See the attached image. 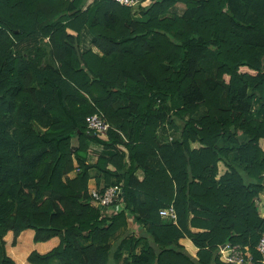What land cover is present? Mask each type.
Returning a JSON list of instances; mask_svg holds the SVG:
<instances>
[{
    "label": "trees",
    "instance_id": "trees-1",
    "mask_svg": "<svg viewBox=\"0 0 264 264\" xmlns=\"http://www.w3.org/2000/svg\"><path fill=\"white\" fill-rule=\"evenodd\" d=\"M136 9L0 0V264H227L226 245L264 264V0ZM84 29L101 56L82 52ZM96 113L107 139L87 133ZM92 169L123 189L112 215Z\"/></svg>",
    "mask_w": 264,
    "mask_h": 264
},
{
    "label": "built area",
    "instance_id": "built-area-1",
    "mask_svg": "<svg viewBox=\"0 0 264 264\" xmlns=\"http://www.w3.org/2000/svg\"><path fill=\"white\" fill-rule=\"evenodd\" d=\"M151 1L152 0H115L116 3L125 7L134 8L135 10L138 6L145 7L147 3H150ZM86 120L88 134L98 136L100 138L107 137L108 132L111 129V125L107 122L103 114H93L87 117ZM102 190L103 189L93 190L91 192L93 203L100 207L105 214H110L112 213L110 209L113 208L116 203L121 201L123 189L120 185L116 184L106 188L104 191ZM161 216L168 218L174 223L178 220L177 212L174 207L162 210ZM247 249L248 248H244L241 245H226L224 248H221L223 256L222 259L227 264H255L253 255L247 253ZM257 251L264 255V234L259 242Z\"/></svg>",
    "mask_w": 264,
    "mask_h": 264
},
{
    "label": "crops",
    "instance_id": "crops-1",
    "mask_svg": "<svg viewBox=\"0 0 264 264\" xmlns=\"http://www.w3.org/2000/svg\"><path fill=\"white\" fill-rule=\"evenodd\" d=\"M152 1H153V0H152ZM152 1H151L150 3H147V5H146L145 7H142V8H146V7L150 6V4H152ZM185 11H186V5L183 4V3H178V4L175 5V6L172 8V10H171L172 13H175V14H177V15H179V16H183L184 13H185ZM135 12H136V14H135V18L138 19V20H142L143 18H142V15L140 14V12H138L137 9L135 10ZM44 40H45V39H44ZM25 44H28V43H24V44H23L24 47H25ZM22 48H23V46H22ZM23 50H25V49H23ZM81 50H82V52H87V51H90V50H91V51H93L94 53L99 54V55L101 56L100 51H99V50L93 45V37H92V35L89 33L88 29H84L83 32H82ZM172 132H173V131L170 130L169 135L172 136V134H175L174 132H173V133H172ZM176 135H178V134H176ZM103 139H107V137H106V138H103ZM262 140H264V138L261 139V141H262ZM260 146H261V142H260ZM91 147H92V149L95 150L96 152H102V151H103V147H102L101 145L93 144ZM121 148H122V147H121ZM261 148H262V147H261ZM123 150H124V148H123ZM262 150H263V149H262ZM124 151H126V149H125ZM263 151H264V150H263ZM97 161H98V156H97V155H91V156L89 157V163H90V164H96ZM136 175H137V177H138L141 181L144 180L145 174H144L143 171H141V170L138 171ZM69 176H70L72 179L76 178V176H77V171L72 172ZM91 177H92V178H91V181H90V189H91V192L93 191V189H94V190H97V189L100 190V189H103L105 186H107V184H106V182H105V175H104V173H102V172H100V171H98V170H96V169H92V170H91ZM98 180H100V183H99V184H97V183H98ZM113 182H116V180L113 179ZM115 210H116V208H114V207L110 209V211H111L112 213H114ZM112 213H110V214H108V215H112ZM163 221H164L166 224H168V223L171 222V221H170L168 218H166V217L163 218ZM133 225H134L133 222H132L131 220H129V229H130L131 231L134 230V226H133ZM190 230H191L192 232H194V233L203 232L202 229H197V228H193V227H190ZM83 243L87 244L85 241H81V244H82V245H84ZM111 243H112V244L115 243V239H114V238L111 239ZM88 244H89V243H88ZM88 244H87V245H88ZM220 256H221V259H222V257H223V256H222V253L220 254ZM222 260H223V259H222ZM110 264H124V260H117V259H114V260L111 261Z\"/></svg>",
    "mask_w": 264,
    "mask_h": 264
},
{
    "label": "rangeland",
    "instance_id": "rangeland-1",
    "mask_svg": "<svg viewBox=\"0 0 264 264\" xmlns=\"http://www.w3.org/2000/svg\"><path fill=\"white\" fill-rule=\"evenodd\" d=\"M48 40L47 39H45V40H41V41H39V42H36V41H31V42H29L28 44H25V47H24V45H23V49H25L24 50V52H34L35 50H36V48H39V47H42V49H44V46L47 44L46 42H47ZM37 46V47H36ZM46 47V46H45ZM47 48V47H46ZM22 49V50H23ZM23 52V51H22ZM255 105H254V113H255V115H256V118L257 119H261L262 117H263V114H264V111L263 110H261V107H263V105H264V101H255V103H254ZM259 110V112L257 113V111ZM165 128H167V127H165ZM173 133V132H172ZM172 136L173 137H175V138H178V137H180L179 135H176V134H172ZM161 138H162V134H161ZM261 142V147H262V149L264 150V140H262V141H260ZM74 144H77V141L76 140H74ZM94 190V189H93ZM99 190V189H98ZM123 206L121 205V206H119V209L120 208H122ZM116 208H118V207H116ZM84 245L83 246H87V244H85V243H83Z\"/></svg>",
    "mask_w": 264,
    "mask_h": 264
},
{
    "label": "water",
    "instance_id": "water-1",
    "mask_svg": "<svg viewBox=\"0 0 264 264\" xmlns=\"http://www.w3.org/2000/svg\"><path fill=\"white\" fill-rule=\"evenodd\" d=\"M225 246H223V248H224Z\"/></svg>",
    "mask_w": 264,
    "mask_h": 264
}]
</instances>
